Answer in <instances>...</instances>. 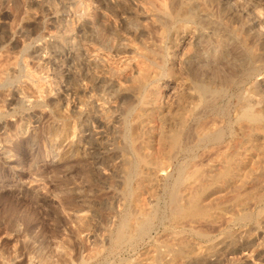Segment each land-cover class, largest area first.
Instances as JSON below:
<instances>
[{"label":"rangeland","instance_id":"obj_1","mask_svg":"<svg viewBox=\"0 0 264 264\" xmlns=\"http://www.w3.org/2000/svg\"><path fill=\"white\" fill-rule=\"evenodd\" d=\"M190 64L218 65L225 95L199 92ZM145 93L156 104L133 143ZM261 99L264 0H0V264H201L173 258L186 244L217 247L202 264H264V200L251 203L260 221L245 225L188 223L173 203L202 156L251 124L248 108L264 122ZM170 110L186 119L178 146L162 133ZM134 144L165 168L153 191L140 183L146 167H131Z\"/></svg>","mask_w":264,"mask_h":264},{"label":"bare ground","instance_id":"obj_2","mask_svg":"<svg viewBox=\"0 0 264 264\" xmlns=\"http://www.w3.org/2000/svg\"><path fill=\"white\" fill-rule=\"evenodd\" d=\"M178 3V2H177ZM176 4V3H175ZM184 4V3H183ZM178 5V9H179V5L181 4H177ZM202 6V5H201ZM176 7V6H175ZM182 7V6H181ZM205 7V6H204ZM186 9V8H185ZM188 9V8H187ZM180 10H182L180 8ZM184 10V9H183ZM180 11V14L178 13V10H177V13L178 15H183L181 12H185V11ZM191 10V9H190ZM188 10V12L190 11ZM193 10V9H192ZM194 11V10H193ZM193 11L190 13L192 15ZM205 11V10H204ZM196 12V11H195ZM175 14V13H174ZM187 13H185L183 16H185ZM190 15V16H191ZM182 16V17H183ZM187 16V15H186ZM189 16V15H188ZM194 18V17H193ZM179 23V22H178ZM167 25V24H166ZM173 27V26H172ZM185 27V26H182V28ZM176 28V27H175ZM180 28V26H179ZM181 29V28H180ZM185 29V28H183ZM184 31V30H183ZM224 35V34H223ZM163 37V36H162ZM217 38V37H216ZM222 38V37H221ZM175 39V38H174ZM224 40V39H223ZM237 40V39H236ZM175 41V40H174ZM220 41V40H219ZM218 41V42H219ZM173 42V41H172ZM222 42H225V41H222ZM177 43V42H176ZM214 42L210 41L208 42L209 45H212ZM172 44V43H171ZM218 44V43H216ZM224 44V43H223ZM174 46V45H173ZM177 46V45H176ZM226 45H219V50L220 51H223L224 50V53L225 52V47ZM229 47V46H228ZM209 48V47H208ZM207 48V49H208ZM215 48V47H214ZM213 48V49H214ZM211 49V48H210ZM215 50V49H214ZM147 52V51H146ZM215 52V51H214ZM144 53V52H143ZM223 53V54H224ZM154 54V53H153ZM219 54V53H218ZM151 55V54H150ZM159 55V54H158ZM147 56V55H146ZM152 56V55H151ZM148 57V56H147ZM162 57V56H161ZM153 59V58H152ZM161 59V58H160ZM161 61V60H160ZM220 62V61H219ZM192 63V62H191ZM223 63V62H222ZM246 63V62H245ZM250 63V62H248ZM154 64V62H153ZM213 64V63H212ZM210 64V65H212ZM217 64V62H216ZM256 64V63H255ZM220 65V64H219ZM224 65V64H223ZM222 65V66H223ZM191 66V71L193 70V73H194V78L195 80H197L199 83L197 84V82L195 83L194 80V84H197L198 87H200V90L199 92H201L202 94H210L211 93V96H212V93L215 92V95L216 96V93L218 94V92L220 94H222L223 92V89L220 88L219 86H217V88L219 87V90L221 89L222 92L220 91H217L215 90V87L216 85H214L216 82H217V79L219 74L218 73V65H214V66H210L209 68L206 67V69H204L203 67H200L199 66H194L192 64H190ZM202 66V65H201ZM225 68H224V78L223 81V85L224 87L227 86L228 88L230 87L231 82H232V77L234 75H232L233 71H231V68H229L228 66L224 65ZM223 66V67H224ZM151 67V66H149ZM200 67V68H199ZM205 67V65H204ZM222 71V67L220 68ZM145 70V69H143ZM147 70H145L146 72ZM157 71V70H156ZM243 71V70H242ZM149 72V71H148ZM154 72V71H153ZM251 72V71H250ZM160 73V72H159ZM192 73V74H193ZM149 74V73H148ZM147 74V75H148ZM238 74V73H236ZM143 75V74H142ZM146 75V76H147ZM222 75V73H221ZM144 76V75H143ZM150 76V75H149ZM192 76V77H193ZM202 76V77H201ZM238 77V76H237ZM247 77V76H246ZM142 81H140V79L138 80V83L140 84H137L139 85V91L141 92H145V87H146V84L147 82L149 81V77H144V78H141V75L139 77ZM151 78V77H150ZM202 78V79H201ZM205 78V79H203ZM207 79V83L206 84H201L202 82H204L203 80L206 81ZM151 80V79H150ZM234 80V79H233ZM152 81V80H151ZM201 86H200V85ZM221 86H222V83H220ZM235 84V83H234ZM196 85V86H197ZM219 85V84H217ZM215 86V87H214ZM136 87V86H135ZM147 88V87H146ZM231 88V87H230ZM137 89V87H136ZM135 89V90H136ZM198 89V88H197ZM227 89V88H226ZM232 89V88H231ZM147 90V89H146ZM196 90V89H195ZM225 90V89H224ZM228 90V89H227ZM217 91V92H216ZM230 91V90H229ZM259 91V90H258ZM147 92V91H146ZM189 92V91H188ZM198 92V91H197ZM198 92V93H199ZM226 92V90H225ZM138 93V92H137ZM148 93V92H147ZM224 93V92H223ZM143 94V93H142ZM141 94V95H142ZM151 94V93H150ZM148 95L145 93V95L142 96V98L140 99V105H141V109L140 111H142V114H139L137 115V113H139L140 111H138L136 113V118H137V122H135V124L137 123V127H135L133 130H132V136H133V143H136L138 141V139L140 138V136L142 137L141 135V128H143L144 125L146 122H145V117L148 116L151 112L150 111H153V106L156 104V101L155 99L152 100L150 98L151 95ZM138 95V94H137ZM136 95V96H137ZM219 95V94H218ZM222 95H225L222 94ZM154 96V95H153ZM192 96V95H191ZM201 96V95H200ZM240 96V95H239ZM188 97V96H187ZM202 97V96H201ZM206 97V96H204ZM216 97H219V96H216ZM221 97V96H220ZM219 97V98H220ZM218 98V99H219ZM216 99V98H215ZM139 100V99H138ZM157 100V99H156ZM191 100V99H190ZM214 100V99H213ZM262 100V99H261ZM260 100V103H257L259 101H257L256 103L257 104H260V105H263L264 107V100L261 101ZM254 102V101H253ZM192 104V103H191ZM187 105V104H186ZM208 105V104H207ZM216 105V104H215ZM183 106V105H182ZM249 106V105H248ZM186 107V106H185ZM156 108V107H155ZM154 108V109H155ZM187 108V107H186ZM185 108V109H186ZM225 108V107H224ZM133 109V108H132ZM162 108H160L161 110ZM181 109V108H180ZM249 110L245 113V116L247 118L248 121L251 122V124L243 130V133L242 135L238 136L237 138L231 140L230 142L231 143H227V144H230L229 146H225L223 147V150H221V152H219L218 154L214 155V156H211L209 158L205 157V156H202V158L200 159V171H199V174H197V179L195 177L193 182L194 183V186L191 185V184H188L189 186L185 185L183 186L182 190L184 191V194H182V192L180 194H173V198H175V210H176V213L177 216H179V218L183 221V220H189V222H194V223H200V222H208L209 224L212 223H221V224H226V223H238L239 224H243V223H250L252 224V222H254L255 220H258L256 219V215L253 214V211L251 209L252 207V204H259L262 200H264V136H260L258 134V130H262L264 129V122L261 121L262 120V117L260 119V116L252 113L254 110H251L250 108H248ZM157 110V109H156ZM159 110V111H160ZM239 110V109H238ZM237 110V111H238ZM252 112H251V111ZM163 111V110H162ZM165 111V110H164ZM171 111V110H170ZM168 112H163V113H160V118H161V121L163 123H170L172 126H174L172 129H171V132H170V129L169 132L165 130V125L163 126V130H162V133L164 135V137L167 135L168 137V134H170V139H171V142L172 144L174 145H177L178 143L180 144L181 141V137L183 138L182 136V133H185L183 132L184 130V119L183 118V114H180V113H177V111L175 113H173L171 111ZM264 111V110H263ZM156 112V111H155ZM158 112V111H157ZM178 112H181V111H178ZM184 112V110H183ZM181 112V113H183ZM257 112V111H256ZM154 115V114H153ZM156 115V114H155ZM158 115V114H157ZM186 115V114H185ZM184 115V116H185ZM260 115V114H259ZM151 116V115H149ZM158 116V117H159ZM244 116V115H243ZM244 116V118H245ZM153 117V116H152ZM188 117V116H187ZM239 117V116H238ZM151 118V117H150ZM159 118V119H160ZM148 119V118H147ZM188 119V118H187ZM186 120V119H185ZM245 120V121H247ZM264 120V119H263ZM260 121L262 123H260ZM222 122V121H220ZM249 122V123H250ZM258 122V123H257ZM262 124V125H259V126H256V124ZM169 124V125H170ZM187 124V123H185ZM170 126V127H172ZM168 127V126H167ZM206 127V126H205ZM215 127V126H214ZM242 128V127H241ZM167 129V128H166ZM187 129V128H186ZM243 129V128H242ZM209 130V129H208ZM130 132V131H129ZM128 132V133H129ZM205 132V131H204ZM216 132V131H215ZM260 132V131H259ZM147 133V132H146ZM161 133V134H162ZM167 133V134H166ZM188 133V132H187ZM208 133V132H207ZM224 133V132H223ZM166 134V135H165ZM189 134V133H188ZM261 134V133H260ZM185 135V134H184ZM200 135V134H199ZM263 135V134H261ZM128 136V135H127ZM131 136V137H132ZM214 136V135H213ZM124 137V136H123ZM143 137H144V134H143ZM185 137V136H184ZM127 138V137H126ZM125 138V140H127ZM132 139V138H131ZM143 139V138H142ZM169 139V137H168ZM169 139V140H170ZM186 139V137H185ZM209 139V138H208ZM213 139V138H212ZM215 140H219V138H216ZM141 141V140H140ZM183 141V140H182ZM187 141V140H186ZM131 142V144H132ZM139 143V142H137ZM166 143V142H165ZM130 144V146H131ZM140 144V143H139ZM138 144V145H139ZM142 144V142H141ZM170 144V143H169ZM233 144V145H232ZM146 145V144H145ZM225 145V144H224ZM133 148L134 146L135 147V151H136V154L137 156V159L139 161L135 162L133 161V164L131 167H133V171L135 170V168H139V166L143 165V167L145 166L146 167V172L144 173V175L142 176L143 172L139 175L143 177V179L141 180L142 182L141 183V186L143 183L146 184V187L148 186L150 189H152L153 191V187H155L158 183V180L159 178L161 177V173L162 171H164L165 168H162L160 166V163L159 161H156L154 159H147V154L145 155L146 157H144L143 154H141V151L143 148V146H137L136 144L132 145ZM178 146V145H177ZM175 147V146H174ZM217 147V145H216ZM171 148V147H170ZM211 148V147H210ZM132 149V148H131ZM181 149V148H180ZM133 150V149H132ZM174 150V149H173ZM134 151V150H133ZM134 151V153H135ZM220 151V150H219ZM255 151H259L263 154V156H258L260 158L254 160V157H253V153ZM216 152V150H215ZM168 153V152H167ZM209 153V152H208ZM143 155V156H142ZM204 155V154H203ZM159 158V157H158ZM167 158V157H166ZM172 158V157H171ZM188 158V157H187ZM207 158V159H206ZM132 159V158H131ZM136 159V160H137ZM174 159V157H173ZM249 159L250 161H252L254 163V165L252 164V166L250 165V161L247 160ZM130 160V158H129ZM162 161V160H161ZM172 161V160H170ZM167 162V161H166ZM131 163V162H130ZM144 163V164H143ZM164 163V162H163ZM141 165V167H142ZM197 165V164H196ZM164 166V164H163ZM140 168V169H144V168ZM196 168V167H195ZM183 170V168H182ZM131 171V170H129ZM138 171V170H137ZM144 171V170H143ZM136 172V171H135ZM192 172V171H191ZM139 173V172H138ZM182 173V172H181ZM190 173V172H189ZM130 174V173H129ZM191 175V173H190ZM129 176V175H128ZM179 176V175H178ZM185 176V175H184ZM132 178V177H131ZM186 178V177H185ZM139 179V178H138ZM176 179V178H175ZM184 179V178H183ZM133 180V179H131ZM186 180V179H185ZM137 182V181H136ZM182 182V181H181ZM139 183V182H138ZM178 183V182H177ZM192 183V182H190ZM176 185V184H175ZM177 187V186H176ZM148 188V190H150ZM178 188V187H177ZM263 188V189H262ZM150 190V192H152ZM135 193H136V190H135ZM129 194V193H128ZM150 194V193H149ZM152 194V193H151ZM141 196V195H140ZM172 196V195H171ZM139 198V197H138ZM136 199V198H135ZM173 201V199H172ZM151 204V203H150ZM255 205V206H256ZM260 205V204H259ZM136 206V205H135ZM173 207V209H174ZM144 209V208H143ZM157 209V208H156ZM172 209V210H173ZM154 210V209H153ZM174 210V211H175ZM143 211V210H142ZM149 212V211H148ZM136 213V212H135ZM137 214V213H136ZM135 214V215H136ZM148 214V213H147ZM260 216L262 215V213L260 212L259 213ZM131 215V214H130ZM134 215V214H133ZM142 216V215H141ZM140 216V217H141ZM144 216V215H143ZM146 217V216H145ZM228 217V218H227ZM138 218V217H137ZM178 218V217H177ZM260 219V218H259ZM137 220V219H136ZM135 220V221H136ZM178 220V219H177ZM181 221V222H182ZM260 221V220H258ZM148 222V221H147ZM161 222V221H160ZM127 225V224H126ZM178 225V224H177ZM208 225V224H207ZM245 225V224H243ZM132 226V225H131ZM194 226V225H193ZM148 227V226H147ZM220 227V226H219ZM143 228V227H142ZM203 228V227H202ZM167 229V228H166ZM209 230V229H208ZM259 230V229H258ZM119 231V230H118ZM143 231V230H142ZM141 231V232H142ZM183 231V230H182ZM207 231V230H206ZM214 231V230H213ZM241 231V230H240ZM247 231V230H246ZM256 231V230H255ZM135 232V231H134ZM202 232V231H201ZM205 232V231H204ZM204 232L200 233L199 235L202 236V238H204L207 234H204ZM120 233V232H119ZM247 233V232H246ZM122 234V232H121ZM148 234V233H147ZM197 234V233H196ZM226 234V233H225ZM229 234V233H228ZM251 231H249L247 233V235H249V237L251 236ZM118 235V234H117ZM146 235V234H145ZM200 236V237H201ZM232 236V235H231ZM123 237V236H122ZM130 237V236H129ZM132 237V236H131ZM243 237V236H242ZM258 237V236H257ZM207 238V236H206ZM232 238V237H231ZM230 238V235H226V237L223 238V240L225 239V241L227 242H231L229 241ZM239 238V237H238ZM248 238V237H247ZM208 239V238H207ZM158 240V239H157ZM162 240V239H161ZM175 240V239H174ZM222 240V239H221ZM220 241V240H219ZM233 241V240H232ZM251 241V240H250ZM167 242V241H166ZM185 242V241H184ZM226 242V243H227ZM222 243V241H221ZM220 243V244H221ZM225 243V242H224ZM233 244H237L235 242H231ZM169 244V243H168ZM185 244V243H183ZM192 244V243H191ZM214 244V243H213ZM212 244V245H213ZM120 245V244H119ZM217 246L219 244H216ZM223 245V244H221ZM232 245V244H231ZM170 246V245H169ZM180 246V244H179ZM197 246V245H196ZM172 247V246H171ZM226 247V246H224ZM242 249L243 250H247V249H250L253 247V244L251 242H246L243 244V246L241 245ZM168 248V246H167ZM170 248V247H169ZM175 248V247H174ZM217 248V247H216ZM215 246H211V247H208L205 251L201 250L200 248H194V245H189V244H186V245H183V246H180L179 249H172V251L174 252V257L173 258H180V261H181V258H184L186 259V257H190L192 256L193 259H195L197 262H200L201 264L205 262L206 260V256L207 254H211L213 253L214 250H216ZM229 248V247H228ZM227 248V249H228ZM238 248V247H237ZM171 249V248H170ZM165 250V249H164ZM169 250V249H167ZM241 250V251H243ZM167 252V251H166ZM165 252V253H166ZM170 252V250H169ZM168 252V253H169ZM162 254V253H160ZM160 254L158 255L160 258H162L160 256ZM163 255V254H162ZM166 255V254H164ZM215 255V254H214ZM157 256V257H158ZM231 256V255H230ZM165 257V256H163ZM169 257V256H168ZM171 258V257H170ZM191 258V257H190ZM214 258V257H213ZM163 259V258H162ZM158 260H160L158 258ZM174 260V259H172ZM208 260V259H207ZM220 260V259H219ZM231 260V259H230ZM157 261V260H156ZM233 261V260H232ZM154 262V261H153ZM157 262H161V261H157ZM162 263V262H161ZM160 263V264H161ZM173 264V263H172ZM228 264V262H227Z\"/></svg>","mask_w":264,"mask_h":264},{"label":"water","instance_id":"obj_3","mask_svg":"<svg viewBox=\"0 0 264 264\" xmlns=\"http://www.w3.org/2000/svg\"><path fill=\"white\" fill-rule=\"evenodd\" d=\"M211 51H205V52H202V57H203V54L204 53H206L207 54V59H204V57H203V60L202 59H200V60H202V62H200L201 63V65H203V64H205V60L207 61L208 60V58H209V54H211L210 53ZM214 55V54H213ZM228 57V56H227Z\"/></svg>","mask_w":264,"mask_h":264}]
</instances>
